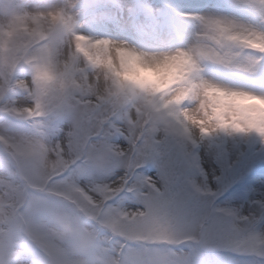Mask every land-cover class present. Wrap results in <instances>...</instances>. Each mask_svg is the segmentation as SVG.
Wrapping results in <instances>:
<instances>
[{"label": "snow or ice", "instance_id": "obj_1", "mask_svg": "<svg viewBox=\"0 0 264 264\" xmlns=\"http://www.w3.org/2000/svg\"><path fill=\"white\" fill-rule=\"evenodd\" d=\"M188 6L225 7L223 0ZM50 15L72 28L77 41L86 35L82 22L98 27L107 34L87 39L110 44L120 57V70L111 52L102 62L112 83L107 94L81 88L78 99L65 96L69 153L74 142H103L118 166L104 174L102 188L95 174L74 176L81 160H73L65 169L73 190L102 215H122L133 231L192 236L183 264H264V116L252 107L264 106V55L251 64L242 87L204 82L200 98L163 107V101L142 103L136 90L155 78L159 61L131 46L157 42L146 22L158 25L167 15L162 0H72ZM249 42L264 53V43ZM101 191L97 204L93 196Z\"/></svg>", "mask_w": 264, "mask_h": 264}, {"label": "rangeland", "instance_id": "obj_2", "mask_svg": "<svg viewBox=\"0 0 264 264\" xmlns=\"http://www.w3.org/2000/svg\"><path fill=\"white\" fill-rule=\"evenodd\" d=\"M180 1L185 7H189L188 3L191 2ZM71 2L72 0H0L1 100L7 75L12 65L24 55V45L39 36L41 30L43 33H54L53 38L44 46L26 56H39L41 61L30 72L23 71L13 76L10 94L4 101L17 111L18 116H25L34 109L42 113L52 109L54 113L34 121L31 127L16 126L0 119V132L19 146L38 150V162L24 155L21 161L27 175L37 182L43 181L49 173L64 169L78 158L87 141L74 142L73 151L69 153L65 133L70 126L71 115H65L69 112L65 96L78 99L81 88L90 90L97 96L107 94L112 83L104 75L102 62L109 52L115 69L120 70V57L112 51L110 44L93 46L87 39V36L107 33L84 21L83 28L79 31L86 34L85 38L77 41L73 39L72 28L63 22L52 20L50 13ZM112 2L118 3V0ZM223 3V10L202 9L191 12L190 15L194 18L185 19L178 26V31L181 30L178 38L165 29L164 19L158 25L146 22L157 37V42L151 45L132 42L131 46L145 53L148 58L151 54H159L156 58L161 70L153 80L143 81V89L136 87L137 94L143 96L142 103L163 101L165 105L171 103L178 106L183 100L200 98L201 84L204 82L227 87H242L248 82V70L255 59L251 56L238 57L237 52L242 45L253 47L249 42L251 40L264 43L258 39L264 35V0H223ZM211 12L216 14L211 16ZM235 19L243 20V23H237ZM59 31L63 32L62 36H56ZM69 51L72 52L71 56ZM203 57L242 76L218 73L207 66ZM191 67L193 69L188 74ZM166 79L178 80L180 84L171 86L157 99L151 98L153 91ZM252 107L263 116L256 105ZM61 144L64 145L63 149ZM87 144L91 165L80 164L74 176L95 174L101 181V187H107L103 182L104 174L114 167L118 170L112 150L106 148L103 142L89 141ZM53 185L55 189L75 194L72 177L54 182ZM25 196L26 189L15 173L12 160L0 153V264H40L43 260L46 264H116L117 252H120L121 264H183L186 250L173 252L151 247L154 239L151 237V230L133 231L126 226L122 215H103L101 218L107 220L117 231L130 234L127 253L122 246V238H115L104 228L94 230L92 222L83 221L71 205L75 200L73 195L68 194L62 201L48 203H37L32 197L30 210L21 214L23 222H20L15 209L21 207ZM103 197L104 192L101 191L93 199L99 204ZM80 200L95 215L96 210H93L90 202L85 198ZM28 223L26 231L34 237L35 243L37 241L41 245L36 244L40 252L36 251L33 243L26 247L28 238L22 235L23 238L17 230V227L26 228ZM90 231L93 237L88 234ZM158 231L176 236L185 235L166 229ZM160 235L159 233L157 238Z\"/></svg>", "mask_w": 264, "mask_h": 264}, {"label": "bare ground", "instance_id": "obj_3", "mask_svg": "<svg viewBox=\"0 0 264 264\" xmlns=\"http://www.w3.org/2000/svg\"><path fill=\"white\" fill-rule=\"evenodd\" d=\"M216 13L215 12H211L209 15H215ZM225 15V14H224ZM235 22H237V23H243V20H240V19H235L234 20ZM151 56H159V54H151Z\"/></svg>", "mask_w": 264, "mask_h": 264}]
</instances>
